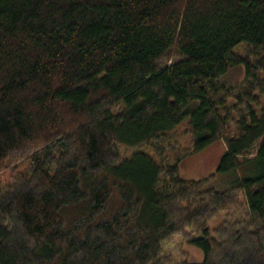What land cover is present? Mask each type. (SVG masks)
Segmentation results:
<instances>
[{"label": "trees", "instance_id": "16d2710c", "mask_svg": "<svg viewBox=\"0 0 264 264\" xmlns=\"http://www.w3.org/2000/svg\"><path fill=\"white\" fill-rule=\"evenodd\" d=\"M185 119L247 174L181 178ZM0 264H264V0H0Z\"/></svg>", "mask_w": 264, "mask_h": 264}, {"label": "rangeland", "instance_id": "374dc122", "mask_svg": "<svg viewBox=\"0 0 264 264\" xmlns=\"http://www.w3.org/2000/svg\"><path fill=\"white\" fill-rule=\"evenodd\" d=\"M245 43H240L234 47V52L238 54H246L244 46ZM244 66L236 65L231 67L224 75L220 76L219 81L227 83H241L244 80ZM234 102V98L230 97L227 101L228 105ZM188 120L182 121L173 132V139L169 141L171 146H167L165 150V162L178 163V173L183 179L188 180H204L205 188H214L217 190H224L229 188L237 178L247 174L244 170L220 173L217 172L221 156L225 153L226 147L221 139H218L208 146L198 151H191L188 154H183L184 151L190 147L188 132ZM168 143V142H167ZM121 158H127L134 151L119 145ZM141 150L149 152L156 160H160L158 155H155L150 148L141 147ZM180 157V159H179ZM7 173L5 172L4 175ZM212 175V176H211ZM226 211L218 212L212 219L208 221V228L210 231L225 217ZM163 252L165 254H172L175 260L185 259L189 263H200L203 260V251L189 243H177L173 240L169 243L162 242Z\"/></svg>", "mask_w": 264, "mask_h": 264}]
</instances>
